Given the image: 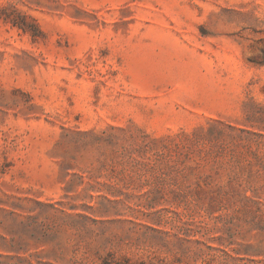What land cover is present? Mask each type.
<instances>
[{
    "label": "rangeland",
    "instance_id": "rangeland-1",
    "mask_svg": "<svg viewBox=\"0 0 264 264\" xmlns=\"http://www.w3.org/2000/svg\"><path fill=\"white\" fill-rule=\"evenodd\" d=\"M0 264H264V0H0Z\"/></svg>",
    "mask_w": 264,
    "mask_h": 264
}]
</instances>
